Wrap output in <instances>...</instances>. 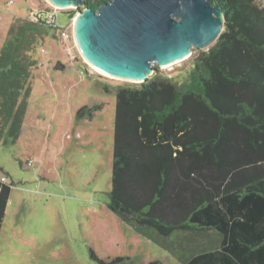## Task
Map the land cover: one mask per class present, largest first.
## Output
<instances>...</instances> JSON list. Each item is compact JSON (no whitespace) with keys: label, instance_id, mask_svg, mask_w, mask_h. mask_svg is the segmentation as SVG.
I'll return each instance as SVG.
<instances>
[{"label":"trees","instance_id":"16d2710c","mask_svg":"<svg viewBox=\"0 0 264 264\" xmlns=\"http://www.w3.org/2000/svg\"><path fill=\"white\" fill-rule=\"evenodd\" d=\"M108 1L60 11L66 15L61 24ZM210 2L224 12L223 31L193 59L183 82L156 71L143 83L119 85L109 207L182 264H264V3ZM58 17L45 3L10 26L0 51V145L20 133L37 51L48 36L60 37ZM85 112L92 115L85 106L78 118ZM192 175L199 189L187 199ZM11 188L0 181V232ZM172 188L181 206L174 221L162 210ZM209 230L220 235L219 243L202 242L189 256L165 242L175 232Z\"/></svg>","mask_w":264,"mask_h":264},{"label":"rangeland","instance_id":"374dc122","mask_svg":"<svg viewBox=\"0 0 264 264\" xmlns=\"http://www.w3.org/2000/svg\"><path fill=\"white\" fill-rule=\"evenodd\" d=\"M10 1L0 0V51L13 22L48 3ZM57 9L58 22L64 23L66 15L60 11L75 8ZM74 18L67 22L69 38L48 36L37 51L40 63L26 98L20 133L0 145V178L5 176L12 187L0 232V264H103L117 257L125 258L121 264H182L109 207L117 93L119 85L131 82L104 75L84 59L73 37ZM209 47L193 48L188 59L173 65H155V72L183 82L193 59ZM59 61L65 68H55ZM201 84L194 91L199 92ZM85 106L92 115L85 112L79 119L78 112ZM195 178L192 175L188 183L187 199L198 188ZM177 184L174 179L173 187ZM172 191L162 210L166 220L174 221L180 218L181 206ZM219 240L220 235L209 230L192 235L175 232L165 242L189 256L202 242L213 246Z\"/></svg>","mask_w":264,"mask_h":264},{"label":"water","instance_id":"95a60500","mask_svg":"<svg viewBox=\"0 0 264 264\" xmlns=\"http://www.w3.org/2000/svg\"><path fill=\"white\" fill-rule=\"evenodd\" d=\"M47 2L61 9L86 5V0ZM74 19V39L87 60L131 83L145 82L155 65L168 66L188 59L193 48L209 47L224 28V12L210 0H109ZM55 68L65 64L59 61Z\"/></svg>","mask_w":264,"mask_h":264},{"label":"built area","instance_id":"2783aa9c","mask_svg":"<svg viewBox=\"0 0 264 264\" xmlns=\"http://www.w3.org/2000/svg\"><path fill=\"white\" fill-rule=\"evenodd\" d=\"M10 3H13V1L11 0ZM56 22H57V25L62 28L61 29V37L64 38V39L69 38L71 36V34L69 33V29H68L67 24H61L58 21H56ZM73 31H74V24H73ZM73 37H74V32H73ZM0 181L7 183V178L5 176H2L0 178Z\"/></svg>","mask_w":264,"mask_h":264},{"label":"bare ground","instance_id":"6f19581e","mask_svg":"<svg viewBox=\"0 0 264 264\" xmlns=\"http://www.w3.org/2000/svg\"><path fill=\"white\" fill-rule=\"evenodd\" d=\"M48 1V0H47ZM51 4V3H50ZM52 5V4H51ZM54 7H56V8H59L58 6H54ZM75 24H77V19H74V25ZM76 34V33H75ZM77 45H78V47H79V44L77 43ZM79 49H80V47H79ZM81 50V49H80ZM81 53H82V55H83V57H84V59L95 69V70H97L98 72H100V73H102V74H104V75H107V76H110V75H108V74H106V73H104V72H102V71H100L99 69H97L96 67H94L88 60H87V58L85 57V55L83 54V52L81 51ZM174 64V63H173ZM173 64H169L168 66H170V65H173ZM110 77H112V76H110Z\"/></svg>","mask_w":264,"mask_h":264}]
</instances>
